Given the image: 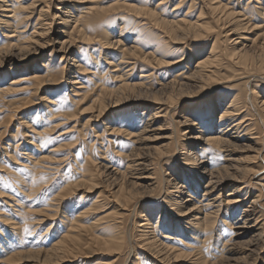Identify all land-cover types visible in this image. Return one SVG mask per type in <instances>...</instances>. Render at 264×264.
<instances>
[{
	"label": "bare ground",
	"instance_id": "6f19581e",
	"mask_svg": "<svg viewBox=\"0 0 264 264\" xmlns=\"http://www.w3.org/2000/svg\"><path fill=\"white\" fill-rule=\"evenodd\" d=\"M56 1L49 12L52 0H0V99L10 98L11 103L12 96L31 89L37 95L33 105L43 104L47 112L39 127L26 119L28 115L20 117L12 142L0 143V178L18 172L19 181L17 192L0 190L1 204L10 212L1 221L10 227L11 238L29 234L21 232L23 226L36 230L44 225L42 236L52 243L25 251L31 257L25 260L65 264L68 258L75 261L92 254L82 250L87 245L116 253L127 247L129 257L138 246L147 249L153 258L150 264L165 263L176 247L160 241V235L181 242L178 236L188 232L194 245L189 264L264 262V193H256L264 191V177H256L264 172V0H255L256 13L246 8L248 0H239L242 5L234 0H189L183 15L176 11L184 0H175L171 17L164 14L171 0H89L90 5L84 0ZM195 4L198 13L187 18ZM51 25L58 28L55 33ZM258 28L260 33L254 35ZM97 42L111 49L103 59L105 67L99 64ZM33 55L41 59L31 73L16 74V65L26 64ZM152 66L167 68L163 71L173 75L154 87ZM49 86H55L51 96L46 92ZM124 95V102H142L141 111L123 112L114 122H105L108 101ZM86 99L95 110L82 124L65 127L54 137L73 119L72 107ZM193 102L191 112H179L180 106L187 103L186 110ZM173 115L178 119H165ZM100 123L102 132L96 129ZM176 123L183 128L172 130ZM147 129L153 131L152 145L142 136ZM19 130L25 139L18 138ZM50 130L51 137L46 136ZM71 132L78 137L67 152L60 151L62 143L47 148L52 139ZM81 136L87 139L85 146L78 143ZM171 143V149L161 150ZM176 161L182 169L178 174L173 172ZM157 167L168 187L156 198V206L169 215L144 213L138 206L137 198L156 184ZM69 170L72 180L65 177ZM46 173L55 179H47ZM40 177L45 178L42 183ZM100 177L110 193L99 191L86 199L88 205L115 208L108 213L112 218L107 226L113 229L120 230L130 218L134 226L139 217L136 245L132 237L83 238L86 226L78 218L88 208L76 210L80 201L70 207L69 199L79 191L95 192ZM48 183H54L53 192H39ZM148 195L144 197L152 198ZM25 199L31 201L21 206ZM40 199L46 201L42 207L32 208ZM47 209L62 210L60 230L56 212ZM27 213L34 217H25ZM2 239L0 243L7 242ZM201 248L211 252L203 255ZM14 262L10 264L21 263Z\"/></svg>",
	"mask_w": 264,
	"mask_h": 264
},
{
	"label": "rangeland",
	"instance_id": "374dc122",
	"mask_svg": "<svg viewBox=\"0 0 264 264\" xmlns=\"http://www.w3.org/2000/svg\"><path fill=\"white\" fill-rule=\"evenodd\" d=\"M32 1L33 0H28V2H32ZM42 1L47 2L49 0H42ZM155 1L156 0H152V3H154ZM174 1L175 0L169 1L168 8H166V11H164V14L167 17H171V15H172V13H170L169 11L172 10L174 8V6L176 5V4H173ZM179 1H181V0H179ZM245 1L246 0H243L242 4H245L244 3ZM75 2H77V1H75ZM75 2H73V3L76 4ZM247 2H248V4L246 5V8L249 11L256 13L257 6H255L256 5L255 0H248ZM56 3H57L56 0H52V5L49 8V12L53 11V7L55 8L54 4H56ZM83 3L87 4V5L91 4L89 0H84ZM156 3L158 4L159 2H156ZM189 3H190L189 0L188 1L184 0L182 6L179 9H177L176 12H178L179 15L180 14L183 15L184 13H182V12H183V10H184V12L187 11ZM234 3H238V4L242 5L241 2H239V0H234ZM198 6H199L198 4H195V7L192 8L193 11L189 15H187V18L191 19L194 17V15L196 13H198V10H199V9L197 10ZM158 8H160V7H158ZM141 29H142V27H137V30H141ZM49 30H51V32L54 31V33H55V31H57L58 28L56 26L51 25V29H49ZM255 33L259 34L260 28L254 30V35H256ZM94 47L99 48L101 50L99 64L102 67H105V63H104L103 59L105 58L106 55L111 54V49L101 48L100 42H97L94 45ZM49 51H50V49L45 50V52H49ZM179 53H181V51H178L177 54H179ZM73 55L74 54H72V56ZM60 56H61V54H60ZM40 57H41V55H33L30 57V61H27L26 64H17L20 66L16 65V68L18 70V72L16 74H20V73L26 74L27 72H30V69L32 67H34L35 63L39 62V60L41 59ZM179 67H180V65L176 66V68H179ZM153 68H155V67L152 66L149 70H151V72L152 71L155 72L153 74V78H152L153 80L151 81V83L154 84V87L157 86V84L160 81L167 79L173 75L172 73L169 74V73H166L163 71V70H166L167 68H164V69L163 68H156L155 70ZM137 73L138 74L140 73L139 69L134 71L135 75ZM163 73H165V74H163ZM48 88L49 89H46V92L49 96H51L52 93H50V92L55 89V86L54 87L49 86ZM36 97H37V95H35L34 92L32 93V90L29 89V90H25L23 92H20L17 95L12 96L11 99L13 100V102H11V103L7 102L10 98H6L4 101L2 99H0V132H2V133H0V143H3L5 139L6 140L10 139V142H12L11 140L14 139L13 134L16 133L18 123L21 120L20 117H22L24 115H28V118H26V119L29 120L31 124H34L35 127H39V126L43 125L44 117L47 115V112H46V109H45L43 104L40 105L39 107L33 105V103H34L33 101L35 100ZM125 99H127L126 95L122 96V98L119 101H117L116 99L108 101V103L106 105V107H108V109L103 113L105 122H107V121L108 122H114L116 119H119V117L121 116V114L123 112H135V110L141 111L142 102H139V101L124 102ZM114 104H119V105H117L115 107H111ZM194 104L195 103L193 102L192 105L189 106V108L185 110L184 108H186V106H187V103H185L184 107L180 106L179 112L181 114L191 112L193 110V107L195 106ZM18 108H22V110H24L23 113L17 112ZM37 110H38V113L36 112ZM94 110L95 109H92V106H91V99H86L83 103H80L78 106H76V105L73 106L72 107V113L74 114V116L72 117L73 119H71V121H69L67 124L60 127L58 129L59 131L54 135V137L57 136L62 130H64L65 127L70 128V126H73L78 121H79V123L82 124L83 118L88 116ZM219 114H220V112L218 110L217 115L219 116ZM165 119L172 120V119H178V118L176 115H173L172 117L168 116ZM33 120H35L34 123L32 122ZM162 122H165V121L162 119ZM103 127H104V125L102 123H100L99 125H96V129L100 130V132H102ZM175 128L179 131V129L183 128V127L181 125H179L178 123H176V124H173L171 129L175 130ZM52 132H53V130H50L46 136L51 137ZM17 135H18V138L23 137L25 139V135L23 134L22 130H19ZM77 135H78L77 132L68 133L67 135L61 136L60 138L52 139L46 146L48 148L51 144H55V143L61 144L62 143L63 145H62V148L60 149V151L62 150V152L64 151V153H65L72 146H74L76 144V142H77L76 138L78 137ZM142 136L146 137V139H145L146 144H149V145L153 144V141H151L149 139V138L153 137V131L147 129L146 131L143 132ZM79 138L80 139H79L78 143L80 145L85 146L84 145V143H85L84 139H86V138L82 137V136ZM178 138L180 140H182L181 136H178ZM60 140H61V142H60ZM21 142H22V140H21ZM1 147L2 146L0 144V149H1ZM172 147H173V143H171L168 146H163L160 148L163 151L164 149H168V148L171 149ZM41 151H45V148L41 149ZM93 151L96 155H98L99 151H98L97 147H94ZM109 151H112V150L110 149ZM1 153L2 152H0V158H2V155H3ZM240 154L241 153H238V155H240ZM251 160H252V158H251ZM253 161H254V159H253ZM4 165L6 167L9 166L6 164H4ZM164 166H165L164 169L166 171H171L170 170L171 166H167L166 164ZM3 170H4V168L0 165V176L3 173L2 172ZM60 171H59V173L58 172H56V173L59 175ZM156 171H157L156 175H155L156 184H153L151 187L148 188L146 193L142 194V196H139V198H137L138 206L140 207L141 211H144V213H150L151 214L154 212V214H155V213L162 211L161 214L169 215V212L167 211L166 208H160L159 206H156L157 203L159 202L156 198L164 193L165 187H168V184H165L162 181V179H163L162 170L159 167H157ZM181 171H182V169L179 168V164L176 161L175 165H174L173 172L178 174ZM71 172H72V170H69L67 173H65V177L67 178V180L74 179L75 176H72V175L70 176ZM17 173H13L12 176H4V177L0 178V190H4V191L6 190V192L8 191V193H13V191L17 192V189H16L17 187H15L16 183L19 182L16 179ZM150 173H151V171H150ZM45 175L47 176L46 177L47 179H50V180L55 179V178H53L54 176L51 177L52 175H49L48 173L44 174V176ZM58 175H55V176L57 177ZM196 175L198 177H200L199 169H198V172ZM256 177H264V172L258 174ZM37 179H38L39 183H42L45 180L44 177H40ZM15 181H17V182H15ZM96 182L98 183V185H100V188H97L95 190V192L86 193V194L82 195V191H79L77 193H74L73 197L71 199H69L70 207L72 204L76 205L77 202L80 201V203L77 204L76 210L83 211V210L88 208V210H86L84 212L82 217L78 218L84 224V226H86L85 230L83 231V233H84L83 238L86 239L91 234H93L99 238L113 237V239L119 238V240H121V241H123V239H124V241H128L129 237H132L133 242L135 244L137 242V235L139 233V232H137L138 223L140 221L139 217L137 219H134V221H135L134 226H133V220L130 218V219L125 221V223L122 225L120 230L115 229V228L113 229L112 227L107 226L110 219L112 218V216L109 215L108 213L115 208H112L108 204H101L99 206L88 205L90 203L88 201H86V199L95 196L97 193H99V191H103L106 195H109V193H110L108 190H107V192H105L106 185L104 184V181L101 177L98 178ZM45 184L41 185L39 192L46 190L47 194H51L53 192V190H50V188L52 187V185L54 183H48L47 185H45ZM95 188L96 187H94V189ZM171 189H173V187ZM258 191H260L261 193H264V191H262L261 189H258L256 191V193H258ZM144 195L152 196V198L144 197ZM81 197H83V199H81ZM33 198H35V197H33ZM141 198H143V199H141ZM30 201L31 200L25 199L23 201L24 203H21V206H24L25 204L29 203ZM45 202H46L45 200H41V199L38 201H34L32 203L34 205V206H32V208L40 209L42 207L41 204H44ZM247 205H249V202L244 207H247ZM7 207H8V209L10 208V206H7ZM53 210H54V212H56V215H55V221L57 222L56 229L60 230L62 223L59 221L62 218V216H61L62 214H60L62 210L61 209H58V210L57 209H49V210L47 209V211L50 213H54ZM70 210H71V208L67 212L69 213ZM7 214H10V212L6 209V207L4 205L1 204V201H0V215H1V217H0V239L3 240L2 238H4L7 241V242L3 241L2 243H0V261L2 260L0 262V264H10V263H12V260H15L14 263L21 262L20 264H32V263H30V260L29 261L25 260L26 258H31V257H29V254H26L28 252H25V251H34V252L39 251V250H42V248H46L47 246L52 244L50 240H48L42 236L44 233L43 230L45 229V226L42 225L43 229L40 226L36 230H34V227H32L31 225H28L26 227L23 226L21 228V232H23L22 231V229H23V230H27L29 232V234L24 233L25 237L24 236H20V237L15 236V237L11 238V232L9 229L10 227L4 225V223L1 221V218H5L7 216ZM24 216L27 218L28 217L29 218L34 217L33 214H28V213H27V215H24ZM58 216H59V218H58ZM158 218L159 217L157 215L155 222L158 220ZM177 221H181V220L178 219ZM184 231L186 232L187 230H184ZM110 234H113V235H110ZM185 234H188V232H186ZM185 234L178 236V237H181L180 238L181 242L175 241V240H169V239L163 238L162 237L163 235H160V239H161L160 241L173 243L176 247V250L169 257L170 261H166L165 263H158V264H189V260H192L191 258L193 257L192 248L194 245L191 243V240L189 238H187V236ZM135 237H136V239H135ZM160 241H159V243H160ZM81 243L84 247L85 241L83 239H82ZM208 249L209 248H201L200 251H201V253L203 252L202 253L203 255H206V254L209 255V252H211V251L209 250L207 252ZM82 250L83 251H91L92 254H90L87 257H79L75 261H72L68 258L69 260L67 259L65 264H103L104 263L103 261H108L111 264H150V262L153 260L151 255L147 252L146 248H142V247H138V246H136V250L132 254H130L129 257L126 256L127 255V253H126L127 247L119 253H116L115 251L107 252L104 249H102L100 246L89 247L88 245L85 246ZM18 251L22 252V254L16 253ZM196 253H198V252H196ZM31 255H33V254H31ZM125 256L127 257V260H125V258H126ZM138 258H140V260ZM224 264H226V263L224 262ZM260 264H264V262L260 261Z\"/></svg>",
	"mask_w": 264,
	"mask_h": 264
}]
</instances>
